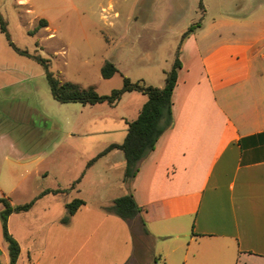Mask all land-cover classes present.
Here are the masks:
<instances>
[{
	"label": "crops",
	"instance_id": "1",
	"mask_svg": "<svg viewBox=\"0 0 264 264\" xmlns=\"http://www.w3.org/2000/svg\"><path fill=\"white\" fill-rule=\"evenodd\" d=\"M260 31L215 39L201 28L184 40L173 92L174 125L130 183L124 179L121 149L89 165L104 149L84 154L78 147L68 148L82 156L83 176L90 177L93 187L117 175L122 194H134L142 211L133 222L145 243L136 240L128 221L104 210L116 198L108 204L95 200L99 206L93 209L83 198L85 204L63 223L68 200L60 192L40 193L31 209L9 215V231L21 246L16 264H264V28ZM155 79L153 85L165 86V79ZM127 94L135 102L128 127L148 96L127 92L118 104ZM77 134L71 130L67 136L76 140ZM124 137L121 133L108 143L121 144ZM2 160L11 171L19 165L7 153ZM7 179L16 181L14 174L1 176L0 195L16 190L3 187ZM98 230L100 237L94 235ZM87 231L91 241L72 248L74 234L82 237ZM156 240H172L160 258ZM3 247L7 253L0 264H10L0 219ZM73 250L76 255L70 258Z\"/></svg>",
	"mask_w": 264,
	"mask_h": 264
},
{
	"label": "rangeland",
	"instance_id": "2",
	"mask_svg": "<svg viewBox=\"0 0 264 264\" xmlns=\"http://www.w3.org/2000/svg\"><path fill=\"white\" fill-rule=\"evenodd\" d=\"M0 14L6 26L3 32L0 20V178L14 174L16 179L15 185L5 181V189L16 188L5 194L24 204L61 185L65 200L86 198L90 209L101 199L108 204L123 196L124 186L110 175L93 187L83 176L82 156L68 148L87 154L106 149L121 133L126 136L135 102L127 94L115 105L62 103L52 94L48 71L62 82L94 86L100 95H109L123 87L124 76L150 85L157 84V75L165 79L183 33L194 23H201L195 31L202 28L215 39L244 36L247 30L259 34L264 28V0H0ZM107 62L119 72L105 78ZM71 130L78 133L76 140L67 136ZM6 153L18 160L15 170L3 162ZM130 225L136 240L145 243L135 223ZM90 236L75 233L72 248L86 246ZM171 241L156 240L158 257ZM6 253L0 248V258Z\"/></svg>",
	"mask_w": 264,
	"mask_h": 264
},
{
	"label": "trees",
	"instance_id": "3",
	"mask_svg": "<svg viewBox=\"0 0 264 264\" xmlns=\"http://www.w3.org/2000/svg\"><path fill=\"white\" fill-rule=\"evenodd\" d=\"M2 31H6L5 23L1 17ZM42 26H46L47 21L41 20ZM201 27V23L192 24L186 32L183 33L181 43L176 52V59L173 67L169 71H165V86L156 87L147 84L143 79L133 81L131 78L124 76V85L120 89H115L109 95H100L94 86L83 87L72 82H62L54 74L48 71L47 76L51 86V91L55 99L62 103L78 102L81 104H97L108 102L115 105L120 101L123 94L126 92L138 91L148 96V100L143 105L138 117L132 121H128V132L121 144H111L96 157H94L89 165L93 164L98 158L118 148L124 153L126 159L125 181L130 183L140 170L142 161L147 158L153 150L160 137L174 125L173 116V92L178 80V72L182 66L180 60L181 47L184 40L195 32L197 28ZM37 60L43 62L45 60L41 57H36ZM116 72H119L118 67L112 63L107 62L102 68V75L105 78L111 77ZM64 192V190H46V193ZM35 203V199L24 203L13 205L10 197H0V204L3 205V210L0 213V219L3 226L4 237L8 243L10 254V264H16L21 246L18 240L10 233L8 228L9 215L14 212L28 211ZM83 199L76 198L67 204L68 213L62 219L63 223H68L70 217L83 205ZM107 213L115 214L129 223L133 221L142 211V207L138 205L134 194L130 191L121 197L114 199L110 204L104 206Z\"/></svg>",
	"mask_w": 264,
	"mask_h": 264
}]
</instances>
